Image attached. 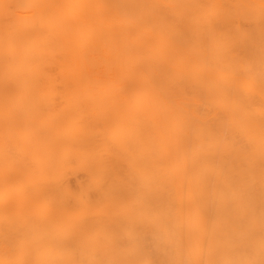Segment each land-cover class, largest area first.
I'll use <instances>...</instances> for the list:
<instances>
[{"label": "bare ground", "instance_id": "6f19581e", "mask_svg": "<svg viewBox=\"0 0 264 264\" xmlns=\"http://www.w3.org/2000/svg\"><path fill=\"white\" fill-rule=\"evenodd\" d=\"M0 264H264V0H0Z\"/></svg>", "mask_w": 264, "mask_h": 264}]
</instances>
